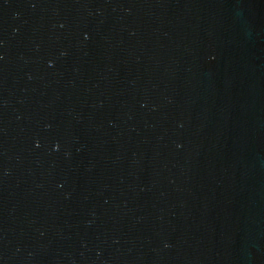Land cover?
<instances>
[{
  "label": "water",
  "instance_id": "95a60500",
  "mask_svg": "<svg viewBox=\"0 0 264 264\" xmlns=\"http://www.w3.org/2000/svg\"><path fill=\"white\" fill-rule=\"evenodd\" d=\"M0 264H264V0H0Z\"/></svg>",
  "mask_w": 264,
  "mask_h": 264
}]
</instances>
